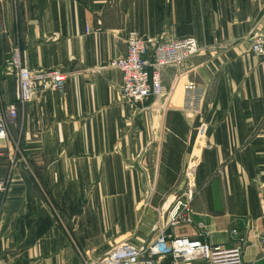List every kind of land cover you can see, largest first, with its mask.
<instances>
[{
    "label": "crops",
    "instance_id": "0c3cea01",
    "mask_svg": "<svg viewBox=\"0 0 264 264\" xmlns=\"http://www.w3.org/2000/svg\"><path fill=\"white\" fill-rule=\"evenodd\" d=\"M130 30L198 39L178 81L176 68L162 71L170 96H122L109 63ZM261 31L264 0H0V264H95L119 243H147L189 177L194 223L168 232L201 238L202 223L210 244L264 264V64L252 52ZM15 46L24 66L65 71L66 90L19 102L6 70ZM189 81L208 91L202 116L183 110Z\"/></svg>",
    "mask_w": 264,
    "mask_h": 264
},
{
    "label": "built area",
    "instance_id": "2783aa9c",
    "mask_svg": "<svg viewBox=\"0 0 264 264\" xmlns=\"http://www.w3.org/2000/svg\"><path fill=\"white\" fill-rule=\"evenodd\" d=\"M127 49L123 56L110 61L109 66L120 70L123 74L122 96L130 103L141 104L154 102L168 97L174 91L166 85L162 78V71L166 67L177 69L175 80L178 81L184 74L185 64L197 56L201 46L196 37L165 38L143 36L139 32L130 30L127 33ZM252 52L264 64V31L253 34ZM9 75H14L19 82L18 101L22 103L40 97L52 91L63 93L67 86V73L59 68L42 70L31 69L22 63L21 51L15 46L11 57L6 64ZM208 91L200 88L194 82H187L183 91V110L192 116H202L207 103ZM11 118L19 114L17 103L7 108ZM208 134V125L202 122L198 129V136L204 139ZM7 136V125L0 117V140ZM206 149L212 148L206 143ZM194 167L190 169L192 175ZM188 175V176H189ZM183 198L177 199L168 209V225L158 228L157 236L141 245L122 242L106 253L95 264H160V260L171 257L173 264L203 260L208 264H244L241 246L223 247L212 245L207 239L210 236L208 228L199 223L198 235L194 238L188 235H178L175 228L192 225V200L194 184L191 177ZM3 189V184H0ZM264 206V199L261 200ZM173 230L171 233L168 230ZM264 250V243H263Z\"/></svg>",
    "mask_w": 264,
    "mask_h": 264
}]
</instances>
